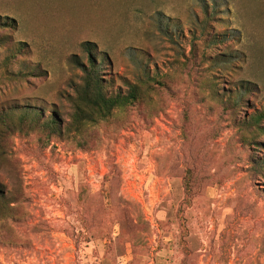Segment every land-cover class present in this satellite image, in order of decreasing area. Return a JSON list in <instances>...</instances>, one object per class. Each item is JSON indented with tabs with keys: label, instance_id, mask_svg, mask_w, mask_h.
<instances>
[{
	"label": "rangeland",
	"instance_id": "1",
	"mask_svg": "<svg viewBox=\"0 0 264 264\" xmlns=\"http://www.w3.org/2000/svg\"><path fill=\"white\" fill-rule=\"evenodd\" d=\"M0 24V264H264V0H0ZM86 42L140 98L78 128Z\"/></svg>",
	"mask_w": 264,
	"mask_h": 264
},
{
	"label": "trees",
	"instance_id": "2",
	"mask_svg": "<svg viewBox=\"0 0 264 264\" xmlns=\"http://www.w3.org/2000/svg\"><path fill=\"white\" fill-rule=\"evenodd\" d=\"M206 12V11H205ZM9 26L7 24H0V27ZM84 51L87 54V66L86 69H82L83 78L80 86L75 92L74 99L71 100L72 115L71 121L75 126L82 127L85 125H97L99 122L108 120L112 113L118 109L125 107H131L135 105L140 98V91L137 87H131L126 94L116 93L109 95L108 85L100 77L106 60H98V54L92 44L86 42L82 44ZM109 65V64H107ZM252 88H246L244 93H239L237 97L233 99L234 105L238 106L241 103V98L244 94H249ZM264 119V105L257 115H251L246 121V126L256 128L257 131L264 134V129L260 126V122ZM21 121L28 120L31 125H38L41 122V126L46 128L51 134H60V128L58 126L57 115H48L46 118H42L40 111L32 109V111L25 112L21 117ZM259 171H264V164L258 165Z\"/></svg>",
	"mask_w": 264,
	"mask_h": 264
}]
</instances>
